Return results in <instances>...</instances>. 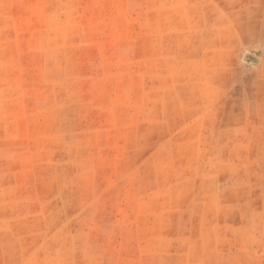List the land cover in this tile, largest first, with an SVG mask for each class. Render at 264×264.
Segmentation results:
<instances>
[{"label": "rangeland", "instance_id": "1", "mask_svg": "<svg viewBox=\"0 0 264 264\" xmlns=\"http://www.w3.org/2000/svg\"><path fill=\"white\" fill-rule=\"evenodd\" d=\"M0 264H264V0H0Z\"/></svg>", "mask_w": 264, "mask_h": 264}]
</instances>
